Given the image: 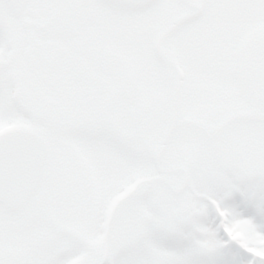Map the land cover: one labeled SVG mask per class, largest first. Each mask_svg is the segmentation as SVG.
<instances>
[{
    "label": "snow or ice",
    "instance_id": "1",
    "mask_svg": "<svg viewBox=\"0 0 264 264\" xmlns=\"http://www.w3.org/2000/svg\"><path fill=\"white\" fill-rule=\"evenodd\" d=\"M0 264H264V0H0Z\"/></svg>",
    "mask_w": 264,
    "mask_h": 264
}]
</instances>
